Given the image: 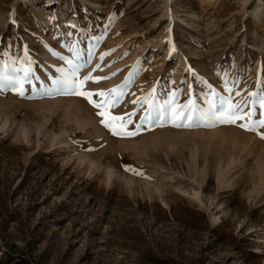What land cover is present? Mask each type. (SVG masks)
I'll return each mask as SVG.
<instances>
[{
	"label": "rangeland",
	"instance_id": "obj_1",
	"mask_svg": "<svg viewBox=\"0 0 264 264\" xmlns=\"http://www.w3.org/2000/svg\"><path fill=\"white\" fill-rule=\"evenodd\" d=\"M0 73V264H264V0H0Z\"/></svg>",
	"mask_w": 264,
	"mask_h": 264
},
{
	"label": "snow or ice",
	"instance_id": "obj_2",
	"mask_svg": "<svg viewBox=\"0 0 264 264\" xmlns=\"http://www.w3.org/2000/svg\"><path fill=\"white\" fill-rule=\"evenodd\" d=\"M78 70H79V66H77V71H74L71 74L66 75L63 78L55 81L58 88L69 90L67 94L84 96L89 100V102L93 103L94 107H98V108L107 107L108 109H110L112 107L117 106L119 102V97L112 99L113 94L117 92V89L115 88L109 90L108 93H106L103 90L97 93H91L82 90L84 85L90 80L98 83L101 80L108 79L109 77H94L91 74H89L88 76L83 77V79H79ZM24 84H25V80L18 76L4 75L3 73H0V90H3L4 88H9L11 90L16 91L19 95L23 96ZM228 91L231 93L232 89L229 88ZM236 94L240 95L239 92H237ZM93 95H97L101 97L102 102L101 103L93 102L91 99ZM120 95L122 96L123 92H121ZM250 95L256 96L257 94L251 93ZM253 103H256V101H253ZM259 104L261 105L262 108H264V96L260 98ZM247 107H248L247 104H244L242 107L241 104L239 103H233L230 97L227 100L222 98L219 106L212 105L208 112H203L200 114V118L204 120H211L220 124H230V125L236 124L237 121H243L242 123H239L238 126L247 131H255L258 128L264 129V118H261L264 117V113H260L259 115H257L253 111H245ZM193 113H194V106L191 103L189 105H181L178 112L174 108L169 109V114L171 119H175L177 116H179L185 121H192ZM98 114L104 117L106 115V112L101 111ZM107 115L111 118L112 121H115L117 123L123 120V117L111 116L110 111L107 113ZM101 123L105 124V127H108L112 131L113 135H129V136L136 135V133L134 132L124 131L123 124H120V130L117 131V129L114 128L111 123H108L107 120L102 119ZM175 126L181 127V126H192V125L178 123L175 124ZM261 138H264V132H261Z\"/></svg>",
	"mask_w": 264,
	"mask_h": 264
},
{
	"label": "bare ground",
	"instance_id": "obj_3",
	"mask_svg": "<svg viewBox=\"0 0 264 264\" xmlns=\"http://www.w3.org/2000/svg\"><path fill=\"white\" fill-rule=\"evenodd\" d=\"M51 1V0H50Z\"/></svg>",
	"mask_w": 264,
	"mask_h": 264
}]
</instances>
